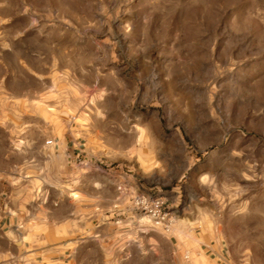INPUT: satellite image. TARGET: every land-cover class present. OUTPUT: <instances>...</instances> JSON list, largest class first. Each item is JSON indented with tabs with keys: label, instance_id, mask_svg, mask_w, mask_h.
I'll use <instances>...</instances> for the list:
<instances>
[{
	"label": "rangeland",
	"instance_id": "1",
	"mask_svg": "<svg viewBox=\"0 0 264 264\" xmlns=\"http://www.w3.org/2000/svg\"><path fill=\"white\" fill-rule=\"evenodd\" d=\"M0 185L1 264H264V0H0Z\"/></svg>",
	"mask_w": 264,
	"mask_h": 264
},
{
	"label": "built area",
	"instance_id": "2",
	"mask_svg": "<svg viewBox=\"0 0 264 264\" xmlns=\"http://www.w3.org/2000/svg\"><path fill=\"white\" fill-rule=\"evenodd\" d=\"M132 207L148 217L154 226L165 231H168L173 224V218L166 211V201L163 198L138 195L132 199Z\"/></svg>",
	"mask_w": 264,
	"mask_h": 264
},
{
	"label": "crops",
	"instance_id": "3",
	"mask_svg": "<svg viewBox=\"0 0 264 264\" xmlns=\"http://www.w3.org/2000/svg\"><path fill=\"white\" fill-rule=\"evenodd\" d=\"M128 185V184H127ZM125 188H127V186H125ZM4 193H3V190H2V187H1V185H0V204H3L2 202H3V195ZM2 209H0V211H1ZM0 218H1V216H0ZM1 220V219H0ZM1 222V221H0ZM22 223H23V220L21 219V218H18V221H17V225H22ZM19 229H22L23 227H21V226H19L18 227ZM5 230V227H2V237H4V238H6V232L7 231H4ZM19 231H21V230H19ZM20 237L23 239V238H27V239H29V238H36L37 239V235H34V234H31V233H28L27 231H21L20 232ZM77 237H79V233H77V235H76V238ZM34 242H36V243H38V241H34ZM79 238H77L76 239V241H74V242H71L73 245H74V250H77L76 252L78 253L80 250L78 249L79 248ZM63 245H67L68 243L66 242L65 244L64 243H62ZM39 250H41V249H39ZM39 250H32V251H27L26 253L29 255V256H32V255H35L36 253H38V251ZM36 259H37V256H36ZM18 263H20L21 264V261H18ZM1 264V263H0ZM2 264H7V262H2ZM31 264H33V263H31Z\"/></svg>",
	"mask_w": 264,
	"mask_h": 264
}]
</instances>
